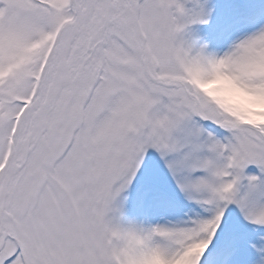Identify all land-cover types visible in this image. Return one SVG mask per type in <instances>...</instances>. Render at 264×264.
I'll return each mask as SVG.
<instances>
[{"label":"snow or ice","instance_id":"snow-or-ice-1","mask_svg":"<svg viewBox=\"0 0 264 264\" xmlns=\"http://www.w3.org/2000/svg\"><path fill=\"white\" fill-rule=\"evenodd\" d=\"M264 0H0V264H264Z\"/></svg>","mask_w":264,"mask_h":264},{"label":"clouds","instance_id":"clouds-1","mask_svg":"<svg viewBox=\"0 0 264 264\" xmlns=\"http://www.w3.org/2000/svg\"><path fill=\"white\" fill-rule=\"evenodd\" d=\"M202 87L240 119L264 124V90L243 89L219 70L211 80L202 82Z\"/></svg>","mask_w":264,"mask_h":264}]
</instances>
